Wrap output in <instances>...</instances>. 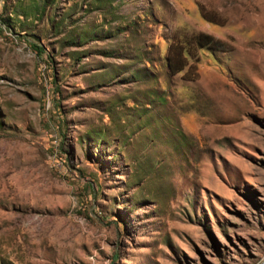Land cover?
Segmentation results:
<instances>
[{
  "label": "rangeland",
  "instance_id": "1",
  "mask_svg": "<svg viewBox=\"0 0 264 264\" xmlns=\"http://www.w3.org/2000/svg\"><path fill=\"white\" fill-rule=\"evenodd\" d=\"M0 264H264V0H0Z\"/></svg>",
  "mask_w": 264,
  "mask_h": 264
},
{
  "label": "trees",
  "instance_id": "2",
  "mask_svg": "<svg viewBox=\"0 0 264 264\" xmlns=\"http://www.w3.org/2000/svg\"><path fill=\"white\" fill-rule=\"evenodd\" d=\"M196 39V44L198 45V48L199 49H203L204 47H209V48H214L213 46H215V41H213L210 37H206V36H198L195 38ZM209 40V41H208ZM214 42V43H213ZM173 47L174 48H177L175 46H171L170 47V51H171V48ZM170 51H169V54H168V68L169 70L173 73V74H177V73H180L182 72L185 68H186V64H187V61L189 60L188 59V56H191L190 52H187V50H185L183 48V50H181L179 52V61H175V60H172L171 61V54H170ZM191 68H193V72H196V69L195 67L191 66ZM190 67L187 69L185 75H187L188 72H190ZM196 74V73H195Z\"/></svg>",
  "mask_w": 264,
  "mask_h": 264
}]
</instances>
